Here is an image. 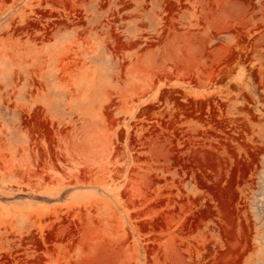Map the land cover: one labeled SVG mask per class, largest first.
Here are the masks:
<instances>
[{"label":"rangeland","instance_id":"obj_1","mask_svg":"<svg viewBox=\"0 0 264 264\" xmlns=\"http://www.w3.org/2000/svg\"><path fill=\"white\" fill-rule=\"evenodd\" d=\"M0 264H264V0H0Z\"/></svg>","mask_w":264,"mask_h":264}]
</instances>
